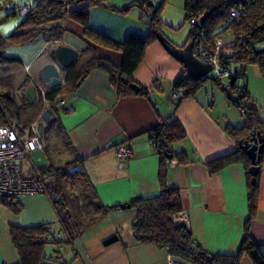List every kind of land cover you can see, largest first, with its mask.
<instances>
[{
    "label": "crops",
    "instance_id": "obj_1",
    "mask_svg": "<svg viewBox=\"0 0 264 264\" xmlns=\"http://www.w3.org/2000/svg\"><path fill=\"white\" fill-rule=\"evenodd\" d=\"M132 1L105 0L104 5H91L87 27L115 42H122L129 33L141 36L149 34L150 27L140 7L134 5L125 12L113 9ZM168 1L149 0L152 5H166ZM181 3L183 10L184 0H180ZM163 19V22L173 26L172 20L167 17ZM52 25L64 28L60 40L48 42L43 37H37L41 38V43L30 56L25 55L26 50L21 57L13 55L20 59L24 69L28 67L31 71L15 73L14 85L19 84L24 74L38 79V72L49 61L47 55L53 46L68 45L79 54L85 48L86 39L81 24L66 17L40 26L48 28ZM160 30L177 46H184L187 42V36L180 42L166 35L161 26ZM35 40L16 45H29ZM94 49L97 55L120 65V51L101 45H95ZM45 51L46 54H42ZM184 71L183 65L165 50L155 36L146 46L141 61L131 75L133 83L145 87L146 93L119 95L108 74L95 68L80 81L73 93L55 101L54 105L62 129L76 154L82 158L84 170L98 198L108 206L129 203L134 196L158 193L159 158L149 131L170 114L177 118L186 136L176 142L174 148L185 152L186 161L178 162L173 158L166 173L169 186L177 188L181 196L183 210L175 221H184L194 241L208 253L234 254L248 216L245 167L242 163L233 162L211 172L206 162L236 150V144L226 134L224 126L227 123L241 125L243 117L240 114L238 124L229 121L226 112L221 111L224 101L222 94L213 93L210 96L207 90L201 92L199 89L194 96L172 100L171 94L175 90L173 83ZM26 86L31 85L28 83ZM17 93L24 97L23 89ZM224 97L225 103L230 102L225 94ZM47 106L50 107L49 103L44 102V109ZM29 133L28 128L22 136ZM57 136L62 135L50 130L48 137H54V141L58 139L54 146L56 157L52 161L46 159L42 163H33L29 159L31 156L39 158L37 154L46 149L28 156L27 162L34 169L49 163L63 164L73 158ZM44 142L46 145V140ZM120 144L130 151L129 158L123 162L115 155V148ZM58 146L62 149H57ZM65 150L68 151L66 159L64 156L60 158ZM24 163L26 165V161ZM20 199L22 208L18 213L0 203V264L19 262L9 233L10 226L50 223L52 230L59 232L58 214L48 196L42 193L28 194ZM134 214L132 208H120L109 213L76 238L72 245L65 247L64 259L69 260L68 264H179L171 260L165 248L136 241L131 227ZM249 233L264 252V153L260 164L257 208L249 224ZM114 234L118 239L104 245L103 240ZM47 249L51 251L52 246L48 245ZM239 264L255 262L248 255H242Z\"/></svg>",
    "mask_w": 264,
    "mask_h": 264
},
{
    "label": "trees",
    "instance_id": "obj_2",
    "mask_svg": "<svg viewBox=\"0 0 264 264\" xmlns=\"http://www.w3.org/2000/svg\"><path fill=\"white\" fill-rule=\"evenodd\" d=\"M104 1L35 0L30 5L33 12L21 16L24 19L14 31L7 35L0 34V125L12 124L22 136L38 119L44 109V102H47L56 113V118L45 126L41 135L42 142L47 140L50 130H53L56 135H62L57 137L73 154V158L63 164L49 163L34 169L42 187L40 193L48 196L57 211L59 232H54L50 223L10 226L9 233L18 254V264H68L69 260L64 259L63 249L72 245L76 238L102 221L109 213L120 209L119 205L108 206L98 198L84 170L82 158L76 154L62 129L54 105L55 101L73 93L80 81L95 68L108 74L119 95L135 93L129 86L133 83L131 75L141 61L148 43L161 31L162 3L152 5L149 0H133L125 6L113 8L125 12L134 5L140 7L143 10L142 16L147 18L150 27V33L145 36L129 33L122 42H115L87 27L89 7L104 5ZM183 10V21L190 22L186 43H192L195 56L199 58V51L212 55L216 40L221 39L223 44L219 47L217 58L220 67L227 69L229 73L222 77L211 73L206 78L196 81L189 78L185 70L173 83L174 89L180 90L182 94L177 100L194 96L205 81L211 82L221 90L226 85L236 96L232 103L242 115L243 123L238 126L227 123L224 126L226 134L235 142L236 150L209 160L206 165L211 172L233 162L244 165L248 216L238 249L230 255L208 253L194 241L186 226L175 221L183 207L179 190L169 186L167 182V162L173 158L178 162L186 161L185 152L174 148V144L183 140L186 133L178 119L170 114L149 131L159 158V191L153 196L139 195L129 200L130 208L135 212L131 221L132 231L137 242L163 247L171 258L180 259L183 264H239L242 255H248L255 264H264V252L249 233V224L257 208L262 158L258 163L259 172L255 182L251 184V175L248 171L250 161L239 143L241 138L253 130L259 131L264 138V119L260 117L256 102L250 96L244 74L247 64H255L264 80V0H184ZM232 10L235 12L234 16L231 15ZM13 14L15 12L11 11L6 17ZM204 15L203 25L198 28L194 21ZM66 17L84 27L86 46L76 62L63 69L62 84L41 95L38 91L39 80L23 73L19 84L14 85V74L23 70V64L18 57L5 55L6 46L28 43L37 37H43L48 42L58 41L64 33L63 27L52 25L46 28L40 25ZM95 45L120 51L122 56L120 65L97 55ZM224 78L226 83L222 81ZM239 79L243 82L239 83ZM28 83H31L38 92V99L33 104H29L24 97H20V93H17ZM138 93H146V88L140 86ZM44 143L43 149L47 150L48 145ZM0 203L14 213H18L22 208L21 199L15 195L0 196ZM48 245L52 246L51 251H48Z\"/></svg>",
    "mask_w": 264,
    "mask_h": 264
},
{
    "label": "water",
    "instance_id": "obj_3",
    "mask_svg": "<svg viewBox=\"0 0 264 264\" xmlns=\"http://www.w3.org/2000/svg\"><path fill=\"white\" fill-rule=\"evenodd\" d=\"M205 19V15L194 21L195 26L201 28ZM156 39L165 48V50L176 60H178L186 70L189 78L193 80H201L206 78L213 70L211 63L203 62L193 52V45L191 42L186 43L184 46H177L171 42L162 32L155 34ZM49 61L43 64L38 72V80L47 88L51 90L60 86L63 82L62 73L63 69L70 67L79 57V52L68 45H56L53 46L49 54ZM131 89L138 92L140 87L136 83H130ZM222 90L225 92L227 99L231 102L236 100V96L231 92L228 86H223ZM23 96L29 104H33L37 100V93L32 86H25L23 88ZM56 118L55 113L51 107H47L42 110L40 118L38 119V133L42 135L45 125L52 122ZM241 148L244 150L247 158L250 161L248 168L251 175V184H254L255 177L259 172L258 163L264 153V138L259 131L253 130L249 135L239 140ZM171 159L172 157L169 156ZM121 209L130 208V204H119ZM183 226H186L184 221L180 222ZM118 239L117 235H111L103 240L104 245H108ZM175 263H182V260L177 258L171 259ZM210 261L211 258H208Z\"/></svg>",
    "mask_w": 264,
    "mask_h": 264
},
{
    "label": "built area",
    "instance_id": "obj_4",
    "mask_svg": "<svg viewBox=\"0 0 264 264\" xmlns=\"http://www.w3.org/2000/svg\"><path fill=\"white\" fill-rule=\"evenodd\" d=\"M32 12L30 5H22L16 11L20 16L29 15ZM231 15H235L233 10ZM222 44L221 39L216 40L215 51L212 55L199 51L200 49L197 48L200 53L199 59L211 63L213 65L211 73L219 77L227 76L229 73L227 69L220 67L217 58V52ZM25 68L28 69V67ZM30 85L34 88L31 83ZM38 91L41 95H45L47 88L40 82ZM36 93L38 95L37 91ZM181 95V91L177 89L172 92L171 98L177 100ZM29 131V135L20 136L12 124L0 125V196L15 195L20 198L23 195L40 194L41 192L42 187L39 179L36 178L34 168L27 162L30 154L43 149L41 135L38 133V120L31 125ZM115 155L120 162H123L129 158L130 151L120 144L115 148ZM171 161L172 159L167 162V166L171 165Z\"/></svg>",
    "mask_w": 264,
    "mask_h": 264
},
{
    "label": "rangeland",
    "instance_id": "obj_5",
    "mask_svg": "<svg viewBox=\"0 0 264 264\" xmlns=\"http://www.w3.org/2000/svg\"><path fill=\"white\" fill-rule=\"evenodd\" d=\"M35 0H0V34L1 35H7L10 34L12 31H14L15 27L24 19L21 17L18 13H16L17 9L20 8L22 5H31L34 3ZM183 2V0H181ZM166 5L163 3L160 7V17L162 20L163 18L166 19V17L170 20H172L173 26L169 25L167 22L161 23V28L163 31H165V34L171 35L176 41H183L185 40L188 30L190 28V22L189 21H183V10H182V4L180 5V0H170L168 1ZM14 11L15 14L6 17V14L9 12ZM11 25V27H8ZM5 29H7L5 31ZM41 43V38L36 39L33 43L25 46H19L16 44L13 45H7L4 53L7 56L15 55L20 56L21 53H24L26 50L25 55H31V53L36 49L38 45ZM64 45V44H62ZM47 51V50H46ZM46 51L42 54H46ZM21 57V56H20ZM23 57V56H22ZM26 58V56L23 57V59ZM30 69H24V72H28ZM31 72V71H30ZM211 73H209L210 75ZM245 78H246V86L250 93L251 98L256 102V105L259 110V115L262 119H264V80L259 72V69L257 65L255 64H247L245 66ZM223 83H226V78L222 79ZM239 83H242L243 80L239 79ZM201 92L204 90H207L208 94L211 96L213 93H219L222 94V97L224 98L223 103L221 104V111H225L226 115L228 117L229 121H232V123L238 124L240 121V112L238 108L232 103L227 102L225 103V97L222 90L215 85H213L209 81H205L202 84V87L200 88ZM211 98V97H210ZM48 107V106H47ZM223 109V110H222ZM53 138L48 137L46 140V144L48 145V149L38 153V157L31 156L29 158L33 163H42L43 161H46V159H49L52 161L56 157L55 152V142ZM60 139V138H59ZM57 149H62L61 147H57ZM66 149V148H65ZM63 155H60V158L63 156L66 159V156L68 154V151L65 150ZM59 163V162H58ZM25 167V165H24ZM64 250V249H63Z\"/></svg>",
    "mask_w": 264,
    "mask_h": 264
},
{
    "label": "snow or ice",
    "instance_id": "obj_6",
    "mask_svg": "<svg viewBox=\"0 0 264 264\" xmlns=\"http://www.w3.org/2000/svg\"><path fill=\"white\" fill-rule=\"evenodd\" d=\"M8 27H11V25H9ZM7 29H5V31H6Z\"/></svg>",
    "mask_w": 264,
    "mask_h": 264
},
{
    "label": "bare ground",
    "instance_id": "obj_7",
    "mask_svg": "<svg viewBox=\"0 0 264 264\" xmlns=\"http://www.w3.org/2000/svg\"><path fill=\"white\" fill-rule=\"evenodd\" d=\"M49 59V57H47Z\"/></svg>",
    "mask_w": 264,
    "mask_h": 264
}]
</instances>
